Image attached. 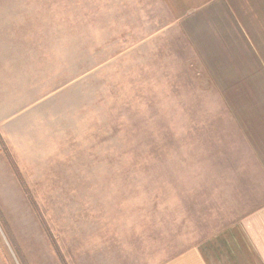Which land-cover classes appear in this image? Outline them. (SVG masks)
Instances as JSON below:
<instances>
[{"label":"rangeland","instance_id":"374dc122","mask_svg":"<svg viewBox=\"0 0 264 264\" xmlns=\"http://www.w3.org/2000/svg\"><path fill=\"white\" fill-rule=\"evenodd\" d=\"M202 1L0 0V113L26 109L0 137V264H123L122 239L177 247L226 223L204 203L264 202V34L214 17L198 41L220 30L210 65L240 69L215 77Z\"/></svg>","mask_w":264,"mask_h":264},{"label":"crops","instance_id":"0c3cea01","mask_svg":"<svg viewBox=\"0 0 264 264\" xmlns=\"http://www.w3.org/2000/svg\"><path fill=\"white\" fill-rule=\"evenodd\" d=\"M162 3L166 2L167 8L170 7L171 11H180L183 8L182 2L184 0H178L175 2H170L172 0H159ZM170 2V4H169ZM193 2V0H192ZM187 4L184 6L185 11H190L192 16L186 15L188 20L189 34L193 35L192 50L195 54H200L202 58L207 59L208 66L211 69V74L215 77L224 74L228 77H234L238 74L240 69L224 70L225 65H210L209 59L207 58V49L215 50V62L217 61L218 55L223 53L221 49L225 45V39L222 38L223 34L218 30L216 36H209L206 38L207 43L203 48L202 42L198 41V37L202 34V29L206 32V35L210 34V30L214 27V22H212L214 17L225 18L229 23L230 20L232 24H236L237 21L241 22L240 28L244 29L245 24L242 19L249 20L251 23V30L246 34V41L249 45L253 46V39L251 34L259 32L261 33V38L264 34V0H205L199 8ZM198 7V6H197ZM174 9V10H173ZM220 13L216 15L217 13ZM213 13V14H212ZM199 14V15H197ZM172 18H170V24L174 21L178 23L180 17L174 15L171 12ZM230 19V20H229ZM210 20V21H209ZM251 21V22H250ZM222 24V23H219ZM231 24V23H230ZM244 26V27H243ZM201 29L199 33L198 30ZM242 33V32H241ZM214 37V38H212ZM218 37V38H217ZM218 39H223L221 43ZM202 44V45H201ZM219 45V51L216 50L215 45ZM264 44V41H263ZM261 47L260 49H262ZM202 51V53H199ZM220 61L221 59L218 58ZM230 63L228 64V66ZM236 65L229 66L231 68ZM236 70V72H235ZM228 71V72H227ZM243 73V72H242ZM26 110V109H25ZM25 110H19L14 113L12 110H6L0 113V137L9 146L11 133L9 131V126L13 120L22 115ZM4 125V128H3ZM18 159L15 160V162ZM20 160V159H19ZM262 165V170L264 172V166ZM30 189V188H29ZM30 192V190H29ZM22 195V192H19ZM31 194V192H30ZM238 194V192H237ZM235 194V196L237 195ZM223 198L218 196L217 199ZM226 200L223 198L221 205ZM228 205V204H227ZM220 206V205H219ZM218 205L213 206L209 203H204L202 207L204 208V221L215 222L222 220L226 223L220 226H215L213 231H208L204 236H200L194 239L193 235L188 236L187 240L180 243L177 247H172L174 243L169 236L165 246L163 245L162 237H153L148 240H131L135 245V249L131 248L127 242L122 239L119 243L117 250L121 248V252H126V261H122L123 264H264V202L259 206L249 210L245 214H241L232 219L227 218L225 210H222ZM229 206V205H228ZM230 210V208H229ZM222 211V212H220ZM220 212V213H219ZM224 218L222 219L223 215ZM13 240L19 242L16 236L13 235ZM159 239V240H157ZM47 243V239H45ZM21 242V241H20ZM29 242V241H23ZM32 243V242H30ZM112 245L107 244V250L111 249ZM172 249L169 250V248ZM91 250L93 248H90ZM154 254V256L152 255ZM130 257V258H128ZM108 260L106 259V263Z\"/></svg>","mask_w":264,"mask_h":264},{"label":"trees","instance_id":"16d2710c","mask_svg":"<svg viewBox=\"0 0 264 264\" xmlns=\"http://www.w3.org/2000/svg\"><path fill=\"white\" fill-rule=\"evenodd\" d=\"M86 33L84 32V34H83V36L82 37H80V38H78V39H81V40H83L84 39V35H85ZM87 35H91V34H87ZM77 39V38H76ZM19 180H21V179H19ZM25 187V186H24ZM50 240L53 242V238L50 236Z\"/></svg>","mask_w":264,"mask_h":264}]
</instances>
